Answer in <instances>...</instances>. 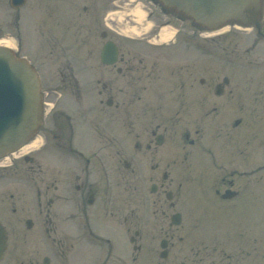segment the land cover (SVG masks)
Wrapping results in <instances>:
<instances>
[{"label":"flooded vegetation","instance_id":"1","mask_svg":"<svg viewBox=\"0 0 264 264\" xmlns=\"http://www.w3.org/2000/svg\"><path fill=\"white\" fill-rule=\"evenodd\" d=\"M247 15L215 33L191 21L167 45L143 38L174 58L165 90L148 92L160 100L141 104L116 100L115 72L131 79L135 65L119 45L116 62H102L103 46L117 43L106 31L97 61L112 77L102 89L76 69L71 18L62 38L38 39L26 55L43 93L38 145L2 168L31 180L33 195L12 208L24 217L7 228L33 245L18 264H264V0ZM236 33L249 36L244 50ZM160 56L150 68L140 58L147 76L166 69ZM66 91L79 104L61 99Z\"/></svg>","mask_w":264,"mask_h":264},{"label":"rangeland","instance_id":"2","mask_svg":"<svg viewBox=\"0 0 264 264\" xmlns=\"http://www.w3.org/2000/svg\"><path fill=\"white\" fill-rule=\"evenodd\" d=\"M115 1L116 4L113 3V0H28L26 6L17 11V14L10 6L9 0H0V39H7L11 41L12 47H16L17 42L15 44L14 40L9 37H13V35L20 36L21 53L30 55V53L35 51L36 43L38 44V41L41 38L42 40H44L47 36L50 38L49 36L51 33L53 36H57L58 39L62 38L61 35L64 33L66 28L62 30L59 27L61 25L70 24V14L73 9L72 6H74L75 10L77 5V11L81 13L74 19H72V16V32L67 34V38L69 41L72 39L71 37H73V41L76 38V42L79 41L81 44L77 49V51L81 54L79 53L78 58L73 57V61L76 65V69H80V71L82 70L81 75L79 72V75L82 76L81 79L88 81L85 85L91 87L90 84H92L97 89H102L103 82H108L109 78L112 77L108 72L111 69L105 67L100 60L97 61L99 51L97 50V46H102L103 43L101 31H106L117 41V44L121 48V52H123L124 59L132 58V63L135 65V71L132 73L131 79L123 75H119L118 72L113 70L115 74H117L116 90H123L121 93H116V100L122 103L124 101H132L133 104H141L146 101V99L151 100V102H157L160 98H153V96L149 95L148 92L150 93L151 90H157L159 88H161V90H165V81L169 78L165 75L167 73L170 75V71L173 68L172 59L174 57L172 47L164 46L163 49L150 48L146 45V39H141V36H135V34L129 33L127 30H130V28L128 27L135 23L134 21L127 23V20H129L130 17L128 15L126 16L124 11L125 0H114V2ZM141 1L145 2L148 6L151 5L150 3L152 0ZM34 2L36 3V7L33 6V4H35ZM85 7H87V10ZM153 8L155 10L150 19L152 22L148 25L150 27L147 28L148 33L145 36H149L154 31H159L160 28L164 26L171 29V26L178 28L182 25H189L190 23V18L182 20L176 14L175 16L170 14L169 18L165 19L164 16L159 14L157 6L151 5V7L148 6V8L145 9L147 11H151ZM54 31L56 32L54 33ZM65 36L66 34L64 37ZM181 36H184V33H182ZM229 36H231L234 41L239 43L238 45L240 48L244 50V47L247 44L246 41L249 37L248 35L236 33ZM133 37L135 39H128ZM60 42L66 43L68 46L71 45V42ZM74 43L75 41L72 43V47L74 46ZM49 47L50 44L45 41V50H48ZM157 54L162 55L160 58L164 59L163 63L165 64L166 69L161 71L160 65H158L156 68L157 70H152L149 77L147 76L149 70L148 68H150L151 63L154 60H157ZM140 58H143V60L147 63V69L145 65L140 62ZM118 65H122L126 68L127 63L123 60L122 62H118ZM92 69L97 72H91ZM161 77L163 78L162 82H160ZM53 78L55 82L59 80L57 76ZM92 78H94L93 80L100 78L101 82H90ZM129 81H131V85L129 84ZM145 84L148 85V89L143 94V91L141 92V87ZM67 94L68 92L66 91L64 97ZM94 94L95 96L97 95L95 92ZM107 96L108 95L105 94L99 98H107ZM140 96L143 97L140 98ZM99 98L96 96V100ZM61 99H68L70 103L73 102L72 104H79L78 102L75 103L74 100L72 102L70 101L71 99H75L73 96L72 98L65 97ZM88 102L89 101L87 100V103ZM90 102L92 103V101ZM90 102L89 104H91ZM41 155H44V153L40 154V156ZM9 161L10 160L8 159L7 162ZM26 165L27 163L22 164V166L25 167ZM24 172L26 171H22L19 175H14L11 171L9 172L0 169V191L3 189V193H0V199L4 200L3 209L0 208V213L3 216V220H6V223H10V221L13 222V220L17 221V219H22L24 217L20 212L13 214L12 208L15 206L21 207V205L23 203L25 204L28 201V198L33 195L30 188L31 180H29L28 174ZM117 191H121V189ZM120 196L123 198V192L120 193ZM260 219V221H264L262 216H260ZM259 228L262 229L264 226L260 225ZM13 234L15 233L12 232V234H10L9 252L2 264H8L10 262L11 264H14L15 261L13 260V257L15 256V252H18V259L20 261H26L29 255L28 252L33 246L29 241V237L24 235L25 233H23V231L20 230V233L17 232L15 235ZM260 240L261 251L259 253V260L264 262V235H261ZM243 255L245 256L246 254Z\"/></svg>","mask_w":264,"mask_h":264},{"label":"water","instance_id":"3","mask_svg":"<svg viewBox=\"0 0 264 264\" xmlns=\"http://www.w3.org/2000/svg\"><path fill=\"white\" fill-rule=\"evenodd\" d=\"M25 0H11L13 6ZM166 6L193 17L197 22L217 27L228 20L245 19V10L257 7L259 0H161ZM117 48L105 46L103 60L115 61ZM41 115L40 84L34 68L0 45V157L26 143L36 131ZM6 232L0 221V259L6 248Z\"/></svg>","mask_w":264,"mask_h":264},{"label":"bare ground","instance_id":"4","mask_svg":"<svg viewBox=\"0 0 264 264\" xmlns=\"http://www.w3.org/2000/svg\"><path fill=\"white\" fill-rule=\"evenodd\" d=\"M135 14L139 16V19L141 20V18L144 16V12H141L140 10L135 11ZM129 31H133V33L139 34L140 31L132 28L131 30H127ZM172 35V32H168V33H162L160 36L161 38L165 39L167 37H170ZM0 44L4 45V46H11L12 43L11 41L7 40V39H0ZM38 145V141H33L32 143H30L29 145L25 146L24 150L28 149V148H32Z\"/></svg>","mask_w":264,"mask_h":264}]
</instances>
